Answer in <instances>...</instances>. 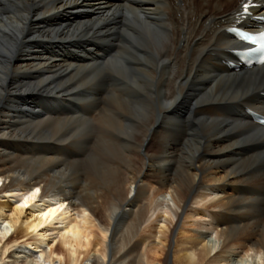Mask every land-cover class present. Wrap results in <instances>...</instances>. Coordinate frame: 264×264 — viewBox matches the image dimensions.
I'll return each instance as SVG.
<instances>
[{"label":"bare ground","instance_id":"1","mask_svg":"<svg viewBox=\"0 0 264 264\" xmlns=\"http://www.w3.org/2000/svg\"><path fill=\"white\" fill-rule=\"evenodd\" d=\"M243 1L0 0V264H264V66L223 64Z\"/></svg>","mask_w":264,"mask_h":264},{"label":"rangeland","instance_id":"2","mask_svg":"<svg viewBox=\"0 0 264 264\" xmlns=\"http://www.w3.org/2000/svg\"><path fill=\"white\" fill-rule=\"evenodd\" d=\"M101 1V0H100ZM67 49H71V48H67ZM82 49V48H81ZM90 49V48H89ZM88 49V50H89ZM101 49H103V48H101ZM93 53V52H92ZM94 53H96V52H94ZM53 55V54H52ZM81 55V54H80ZM80 99V98H79ZM78 99V100H79ZM74 102H78L77 100H74ZM98 102V103H97ZM97 102H95V104L93 103V106H92V108L90 109V108H79V109H77V111H80L81 112V115H87V114H91V121H90V125H91V131H94L95 132V134H94V132H93V134L95 135V136H98L99 135V128H100V122L98 123L97 122V120H98V118L102 115V113H103V111H105L106 109L108 110V109H110L109 107H110V100H107V98L106 97H104V98H101V99H99ZM104 106V107H103ZM107 108H106V107ZM117 106H115V108H116ZM57 108V107H56ZM81 109V110H80ZM93 109V110H92ZM89 112V113H88ZM115 112H117V110L115 111ZM94 116V117H93ZM85 117H87V116H85ZM94 136V137H95ZM91 142L92 143H94L95 142V140L94 139H92L91 140ZM91 142H90V144H91ZM89 144V146L87 147V149L84 151V150H82V151H80L79 152V159H69V157L68 156H65V158L64 157H60V161H62V162H67V164H70V163H78V166H79V172L82 174H84V168H85V165L87 164V162H88V160L90 159V155L92 154V151H93V146L92 145H90ZM64 153H67V151H65ZM89 158V159H88ZM67 159H68V161H67ZM64 160V161H63ZM75 160H76V162H75ZM72 161V162H71ZM69 162V163H68ZM80 162V163H79ZM82 174V175H83ZM253 195L252 194H250V197H252ZM249 205H251V204H249ZM248 205V206H249ZM256 206V205H255ZM255 206H253V207H255ZM263 207V208H262ZM262 214H263V218H264V204L262 205ZM126 209V208H125ZM250 209V208H249ZM188 212L189 211H187L186 213H185V215H184V219L182 220V221H185V216L188 214ZM158 218V216L155 214L151 219H152V221H154L153 222V227H154V229L156 228V227H158L159 226V224L161 225V224H164L163 223V219L160 217V219H158V221L156 220ZM198 220L199 219V216H193V217H191V219L189 220V224H192L193 223V221H195V220ZM156 220V221H155ZM201 220V219H200ZM199 220V221H200ZM160 221H162V222H160ZM263 223H264V221H263ZM164 225H166L167 226V224H164ZM153 229V230H154ZM181 230V229H180ZM180 230H177L175 233H174V235H173V239L174 240H177V238L180 236L179 235V231ZM189 230V229H188ZM170 264H174V261H173V256H170Z\"/></svg>","mask_w":264,"mask_h":264}]
</instances>
